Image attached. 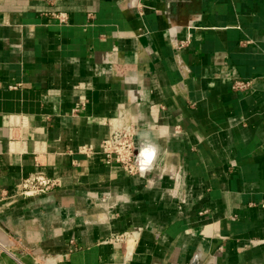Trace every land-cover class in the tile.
<instances>
[{"label": "crops", "instance_id": "1", "mask_svg": "<svg viewBox=\"0 0 264 264\" xmlns=\"http://www.w3.org/2000/svg\"><path fill=\"white\" fill-rule=\"evenodd\" d=\"M0 264H264V0H0Z\"/></svg>", "mask_w": 264, "mask_h": 264}, {"label": "built area", "instance_id": "2", "mask_svg": "<svg viewBox=\"0 0 264 264\" xmlns=\"http://www.w3.org/2000/svg\"><path fill=\"white\" fill-rule=\"evenodd\" d=\"M59 24L67 23L66 14H57L54 16ZM187 45V42H177L176 49L180 50ZM251 87V81H235L232 85L233 91H245ZM84 108V104H78L73 109V114L80 113ZM108 127V135L100 143V154L104 158V163L110 168H119L128 175L139 174V167L135 161V139L136 125L132 116L125 110L121 109L117 116L106 122ZM85 155L92 154L91 147L82 149ZM59 187V183L55 180L48 179L44 176H29L21 180L19 197L33 198L47 195ZM139 232H124L120 234H112L103 243L114 246H130L135 244L139 239ZM75 247L73 241L69 243V253L73 252Z\"/></svg>", "mask_w": 264, "mask_h": 264}]
</instances>
